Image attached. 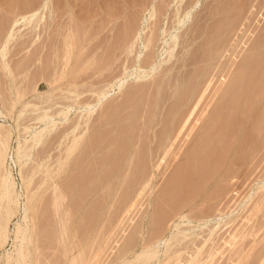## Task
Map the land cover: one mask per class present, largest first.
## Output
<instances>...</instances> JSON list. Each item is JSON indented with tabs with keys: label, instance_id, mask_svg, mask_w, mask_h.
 <instances>
[{
	"label": "rangeland",
	"instance_id": "1",
	"mask_svg": "<svg viewBox=\"0 0 264 264\" xmlns=\"http://www.w3.org/2000/svg\"><path fill=\"white\" fill-rule=\"evenodd\" d=\"M0 198V264H264V0H0Z\"/></svg>",
	"mask_w": 264,
	"mask_h": 264
},
{
	"label": "bare ground",
	"instance_id": "2",
	"mask_svg": "<svg viewBox=\"0 0 264 264\" xmlns=\"http://www.w3.org/2000/svg\"><path fill=\"white\" fill-rule=\"evenodd\" d=\"M32 6H33V4H32ZM26 7H27V6H26ZM33 7H35V6H33ZM33 7L30 6V8H33ZM21 8H23V7H21ZM18 13H19V12H18ZM23 18H24V17H23ZM16 20H17V19H16ZM17 21H18V20H17ZM38 135H40V133H38ZM6 183H7V182H6ZM10 185H11V184H10ZM6 186H7V185H6ZM40 186H41V185H40ZM3 187H4V186H3ZM7 189H9V187H8ZM7 189H5V190L8 191ZM9 190H10V189H9ZM5 193L7 194V192L4 191V194H5ZM62 193H64V191H63ZM6 194H5V195H6ZM28 194H29V193H28ZM5 195H4V197H5ZM53 195H54V194H53ZM6 196H7V195H6ZM4 197L2 196V199H3ZM10 197H11V195H10ZM38 197H39V196H38ZM42 197H43V196H42ZM56 197H57V199H53L54 201L56 200V202H55V204H56L55 206H56V207H55V208H57V205H58L59 203L61 204V201H60V200H64V199H65V198L62 197V194H61V195L59 194V195H57ZM13 198H14V197H13ZM40 198H41V196H40ZM62 198H63V199H62ZM0 199H1V198H0ZM2 199H1V200H2ZM50 199H51V198H50ZM1 200H0V201H1ZM44 203H45V202H44ZM48 203H49V202H48ZM51 203H52V202H51ZM57 203H58V204H57ZM38 204H39V203H38ZM45 204H47V203H45ZM53 204H54V202H53ZM60 204H59V205H60ZM48 205H49V204H48ZM37 206H39V205H37L36 201H34V202H32V203H29V206H28V208H27V210H26V211H27V214L25 215V218L29 217L28 215L32 216V215L35 213L34 210L36 209ZM45 206H47V205H45ZM44 208H45V207H44ZM46 208H47V207H46ZM52 209H53V208H52ZM57 210H58V209H57ZM56 212H57V211H56ZM56 212L54 211V213H56ZM61 212H62V211H61ZM59 213H60V212H59ZM66 213H67V212H66ZM60 214H61V213H60ZM74 214H75V212H74ZM67 215H68V214H67ZM68 216H71V215L69 214ZM72 216H73V215H72ZM33 217H34V216H32V218H33ZM58 217H59V216H58ZM62 217H64V216H62ZM73 217H75V216H73ZM67 219H69V217H68ZM60 221H61V220H60ZM66 221H68V220H66ZM32 222H34V221H32ZM32 222H31V223H32ZM24 224H25V223H24ZM33 224L35 225V223H33ZM33 224H31V226H30V224H29L28 226H30V228L33 229V228H35V227H33V226H34ZM67 225H68V224H67ZM63 226H64V224H63ZM68 226H69V225H68ZM68 226H66V227H68ZM3 227H4V226H3ZM28 228H29V227H28ZM28 228H27V229H28ZM30 228H29V232H28V230L25 231V232H26V237H25V238H24V237H21L22 240H26V243H25V244H21V245H24V246L22 247L23 249L20 250V252H21L20 254H21V255L18 254V255L24 257L25 260L28 259V257H29L30 248H31V247H30V244L33 243V245H32V247L34 246L33 248H35V245H36V244L34 245V242H35V241L32 240V239L36 236V235H35L36 233L31 232V231H30ZM62 228H63V227H62ZM0 229H1V228H0ZM19 230H20V229H19ZM33 230H34V229H33ZM33 230H32V231H33ZM67 230H69V229H67ZM67 230H66V231L64 230L65 233L67 232ZM30 232H31V233H30ZM22 233H24V232H22ZM33 233H34V234H33ZM63 233H64V232H63ZM32 235H34V236L32 237ZM22 236H24V234H23ZM70 237H71V236H70ZM23 238H24V239H23ZM35 238H36V237H35ZM35 238H34V240H35ZM20 240H21V239H20ZM32 241H33V242H32ZM22 243H23V242H22ZM18 244H20V243H18ZM21 245H20V246H21ZM73 247H74V246H73ZM31 250H33V249H31ZM72 250H73V248L71 249V252H72ZM18 252H19V251H18ZM32 252L34 253V252H36V251L33 250ZM32 252L30 253V255L32 254L31 258H32V257L34 258L35 254H33ZM33 255H34V256H33ZM29 258H30V257H29ZM16 259H17V258H16ZM20 259H21V258H20ZM21 260H22V259H21ZM33 260H34V259H33ZM17 261H18V260H17ZM29 261H30V260H29ZM74 261H75V263H76V260H74ZM19 262H20V261H19ZM23 262H24V261H23ZM72 262H73V260H72Z\"/></svg>",
	"mask_w": 264,
	"mask_h": 264
}]
</instances>
